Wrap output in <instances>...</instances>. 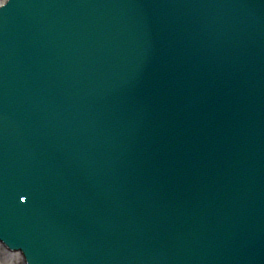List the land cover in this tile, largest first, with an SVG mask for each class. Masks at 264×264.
<instances>
[{
	"label": "water",
	"instance_id": "95a60500",
	"mask_svg": "<svg viewBox=\"0 0 264 264\" xmlns=\"http://www.w3.org/2000/svg\"><path fill=\"white\" fill-rule=\"evenodd\" d=\"M69 1H70V6L74 8L73 21L76 25V33H80L81 31L87 29L88 22H91V21L95 22L98 27V25L104 26L108 24L111 20H115L114 21L115 25L110 34L114 35V37L116 35L119 36L126 45L123 49V54L125 56L121 62L123 70L130 69L132 71H137L139 70V68H145L146 71H151L156 66L160 65L161 55H162L163 50L165 49L164 48L165 47V35L161 31L160 37L156 36V38L158 39L156 43H154L155 38L150 40L146 36V30L148 28H153L156 31L157 29H160V26L163 23H165L163 19L161 22L157 21L160 18L161 14L154 15L152 13L153 11L158 10L159 7H154L150 11L151 13L147 12L148 10H143L142 13L139 14V17L134 18V16L138 13L140 9L145 8L150 3L156 4L155 2L156 0H107L108 7L106 8V11L101 14H91L90 11H86V10L84 11L79 8L81 5L88 6L91 2L94 3L100 0H69ZM172 7L177 9L175 5L174 6L172 5ZM55 9L58 11H62L61 9L55 8V7L52 9L53 10L52 15H53V21H54L55 28L53 27L51 28V30H55L56 33H53V34H55L56 37L59 38L60 34L57 33V31L61 29V23L60 21L55 19V15H54ZM42 10L43 8H41L38 13L44 14L45 12H43ZM175 12H177V10H175L174 13ZM46 13L49 14L50 10H46ZM138 19H140L141 22L144 23L145 27L138 28V29L134 27V24L136 23ZM146 19L147 21H145ZM185 20H187V18ZM178 22H179L178 24L174 25L175 32L173 33V35L175 37H177L178 28L181 23L179 20ZM150 23L153 24L154 26L150 25ZM105 30L106 29L100 30L102 32L101 41L107 40L106 39L107 37L103 33ZM96 31H99V29L97 28L96 30H91L90 33L93 34ZM38 37H41V36H38ZM46 37L47 36H44V38ZM70 43L73 44V39H71ZM154 45H155L156 51H155V48H153ZM104 49H106V46L101 48L100 53ZM38 53L40 55L41 60L47 59L49 57V54L45 50L39 49ZM52 55L56 60H59L60 63L58 65H55L54 67L51 66L50 67L51 71L57 68L58 69L65 68L66 70L65 77L66 76L67 78L71 77V75L74 73V70H72L73 68H72L71 61H70L71 60L70 50L65 49L64 52H60L57 54L53 53ZM127 58L130 60L131 65H128L126 63ZM116 66H117V62L114 61L112 64V69L110 70H114ZM107 77L110 78V75L108 74ZM106 85L107 86L103 88V91H104L102 94L103 97L100 99V102H97V100L95 99V94L97 92L100 93L101 86H97L96 90L88 88L89 90H88L87 97L90 99L89 103L92 104L93 108H91V105H88L87 102L83 104L84 110L81 113L80 118L82 117V119L84 120V123H83L84 125L82 124V127L84 128L83 129L84 134L80 135L81 136L80 140L81 139L85 140L87 138V135L89 134L90 136L89 140L93 141L95 139L96 131L98 130L99 125L101 124V119H100L101 113L105 112L106 114L105 115L106 117L105 119L102 120V122L105 123L104 126L105 128H107L109 124L111 123V118L113 116V110L115 109L117 97L122 99L123 103H124V100H126L125 97L126 95H128V87L121 86L120 84L119 85L111 84L110 82H107ZM262 90L264 91V88L262 87V84L259 83V85H256L255 87L247 91L245 90V91L250 93L249 99H251V101H255L252 98L253 96L254 98L259 97L258 98L259 100L255 101L256 104L261 103L260 100L262 101V104H264V93L261 94ZM171 94H173V96L172 95L169 96L170 101L168 103L170 104V106L166 108L164 107L165 104H161V106H163L162 114L166 115V117L168 118L170 122L169 125L170 126L174 125L175 127L180 126V125H177V122H176L178 117L181 121L180 116H183L184 119H188V118L194 119L193 106L192 104L189 103L190 101L186 100L181 103L183 97L180 94H178L177 92H173ZM258 94L262 97H260ZM123 103H121L122 106H123ZM10 106H11V111H14L12 119L16 122L17 121L23 122L25 125V128H27L24 130L27 133H32L34 129L35 130L38 129L37 133L41 132L39 131L40 125H42L43 129H47V127L51 123L50 118L45 116L41 112L40 108H38L35 104L31 103L30 100L26 99L24 96H19V97L14 98ZM132 113H133V108L131 107L130 110L125 114L126 118L121 119L123 124L120 126V124L117 123V125L120 126L117 128V130L120 131V133L122 134L121 141H125L127 144L128 156H127L126 163L129 166L132 165V162L134 160V155L129 151L130 149L128 146V144L132 142L130 141V131L133 125ZM254 120H257V118H254ZM191 129L183 133L185 144L190 149H191V144H192V147L194 148L196 147V145H193V143H190L189 140L187 141V139H189V137L191 136L192 139L197 140L202 145H204L205 148H207L210 151L214 144L213 139H216L215 136L209 133V130L206 128L205 131L207 135L205 136V139L208 141L207 142L205 140L202 141L201 137L197 135L194 132V130L192 131ZM85 131H88V133L86 134ZM170 133H172L171 129H170ZM177 140L178 139H175L174 141H177ZM220 150H223L222 147ZM149 151H150L149 152L150 154L147 155L146 157L147 159L153 156V150L151 147ZM101 152H102L101 158L100 157L97 158L98 156H94V157L92 156L87 159H85L84 157L75 159L74 161H76V168H79V165L82 163H84L83 164L84 168L76 171L75 173H72L71 176L74 177L75 180H80L79 183H82V185L93 188V185L88 184L89 181L91 180V177L93 179V177H96V174L99 175L100 171L104 170V157L106 156V152L104 149L101 150ZM224 152H225L224 155H226V151ZM216 157H221V156L217 155ZM90 164H96L98 165V167L92 168ZM212 164L213 163H211V165ZM96 170H97V173H94V175L92 176L93 172ZM126 175L127 174H125L124 176ZM107 180L105 182H107ZM123 188L124 186L122 187V189ZM94 190L95 189L93 188L92 191H90V194L94 196V198L96 199V204L98 205V202H97L98 195L96 194ZM124 194H125L124 192H121L119 194V197H118L120 200L118 203L119 206L118 208L114 209L115 212H118L116 213L117 216L121 218L120 219L121 228L124 227V218H125V204H123L125 200ZM95 208L96 210L100 209L99 206ZM194 214H195L194 220H189L190 222H187V219H188L187 217H181L178 219V222L180 226H183L188 231V234L194 233L196 235H199L202 233L201 230H202L203 224H205V222L207 221H212V218H206V219L200 220L198 218V215H199L198 210H194ZM158 216H160L159 218H164L163 214H159ZM212 224L213 226H216L215 230L220 229V226H221L220 217H217L215 222H212ZM213 226L211 225L210 227H213ZM217 231L218 233H220L219 230ZM121 232L123 231H119V233L115 235L117 239L120 237ZM234 234H235V228L232 229L231 227V229L229 230V236H230V240L232 241V243H234V240H235ZM240 238L243 240L244 243H246L245 237H240ZM158 241H160V238L151 240L149 244L148 242L145 243V244H148V247H147L148 252H146L145 250H142L144 252V255L142 256L140 254L139 255L136 254L133 256V259H131V261L134 262L137 260V258L139 259V258L144 257L145 259L148 258L145 264H151V263H148L149 261H151L149 259L158 260L160 258V253H163L162 250L165 251L168 248V245L166 243H163L162 240L160 244L158 243ZM115 242H121V240L115 239ZM128 248L129 247L124 246L122 249H124L123 251H128ZM202 249L203 248H200L199 250H202ZM120 251L121 249H118L117 251H114V254H118ZM156 252H159V253L157 254L156 258H153L154 257L153 255ZM121 262H122V259L115 261V264H121ZM160 264H165L164 258ZM189 264H192V262H190ZM208 264H219V259L215 256H211L210 260L208 261Z\"/></svg>",
	"mask_w": 264,
	"mask_h": 264
},
{
	"label": "bare ground",
	"instance_id": "6f19581e",
	"mask_svg": "<svg viewBox=\"0 0 264 264\" xmlns=\"http://www.w3.org/2000/svg\"><path fill=\"white\" fill-rule=\"evenodd\" d=\"M0 264H22L18 254L14 252L5 251L0 246Z\"/></svg>",
	"mask_w": 264,
	"mask_h": 264
},
{
	"label": "clouds",
	"instance_id": "9594fccd",
	"mask_svg": "<svg viewBox=\"0 0 264 264\" xmlns=\"http://www.w3.org/2000/svg\"><path fill=\"white\" fill-rule=\"evenodd\" d=\"M5 2V0H0V4H3Z\"/></svg>",
	"mask_w": 264,
	"mask_h": 264
},
{
	"label": "snow or ice",
	"instance_id": "6c2138e0",
	"mask_svg": "<svg viewBox=\"0 0 264 264\" xmlns=\"http://www.w3.org/2000/svg\"><path fill=\"white\" fill-rule=\"evenodd\" d=\"M5 4H6V0H5V2L3 4H0V6H4Z\"/></svg>",
	"mask_w": 264,
	"mask_h": 264
}]
</instances>
